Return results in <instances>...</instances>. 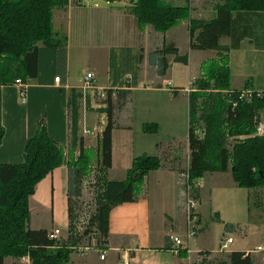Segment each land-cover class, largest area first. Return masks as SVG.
<instances>
[{"label":"crops","instance_id":"1","mask_svg":"<svg viewBox=\"0 0 264 264\" xmlns=\"http://www.w3.org/2000/svg\"><path fill=\"white\" fill-rule=\"evenodd\" d=\"M89 1L84 0L80 6L55 10L54 31L65 43L58 47L39 45L37 76L27 84L25 102L21 99L19 87L13 85L1 89L5 137L0 144V165L23 163L26 146L42 124L65 156L63 166L38 185L30 200L31 230L52 232L58 229L57 223L63 218L70 225L69 170L80 156L81 145L88 152L85 136L82 135L84 126L96 130L99 133L98 145L101 143L108 123L105 111L108 104L102 103L96 107L94 103L100 100L92 98L90 92H83V78L87 74L94 76L93 85L96 88L112 92L115 128L112 137L113 162L107 177L109 181H123L135 158L152 154L144 143H136L134 123L130 121L133 113H129L131 104L137 97L141 98L137 96L138 93L168 95L166 97L170 98V103L181 93L188 104L192 84L202 75V64L208 61L203 55L215 52L191 49L189 22H182L168 33L159 34L151 27L144 30L139 28L129 0L115 3L102 0V3L94 2V6L88 8ZM166 1L179 7L188 5L193 19L209 20L215 14L214 7L223 0ZM168 44L175 45L180 56H188V63H177L175 57H170V68L164 77H160L157 69L149 64V54ZM221 45L230 49L232 81L237 80L241 89L248 84L251 91L264 93V13H233L231 33L222 39ZM254 51L262 53L259 58L254 57ZM253 58L260 62L257 66L260 71L254 75L243 67L245 61ZM193 59L197 60L198 67L191 75ZM176 73L187 75L188 83L180 87L183 88L181 92L174 76ZM57 78H60L59 83L56 82ZM118 91L131 93L123 108L117 104ZM74 100L78 117L74 124L76 131L73 132ZM261 127L264 131V112L261 114ZM174 144L156 146V155L151 156L161 160V169L147 176L137 203L119 206L111 212L109 250L104 261L99 254L100 264H120L124 256L129 257L130 264H188L185 258L177 255L175 247L169 242L170 234L180 238L186 236L183 203L185 182L182 178L185 168L180 157L182 147ZM223 177L232 178L230 173H214L206 174L197 182L198 206L204 199L203 191L208 180L218 183L216 180ZM197 215L200 221L198 237L204 228L202 213L197 210ZM226 226L225 231L234 230L232 225ZM193 247L203 254L211 252L201 247L198 239ZM75 253H71L68 264H81L92 255ZM12 261L16 260L7 259L5 264Z\"/></svg>","mask_w":264,"mask_h":264},{"label":"trees","instance_id":"2","mask_svg":"<svg viewBox=\"0 0 264 264\" xmlns=\"http://www.w3.org/2000/svg\"><path fill=\"white\" fill-rule=\"evenodd\" d=\"M121 2L123 0H108ZM139 28L151 27L166 34L182 22H189L191 49L215 51V61L202 64V75L192 84L188 97V185L198 192L196 184L206 174L230 173L237 187L246 190L264 188V135L259 134L264 112V93L252 91L250 98L241 97L251 91L246 84L241 90L231 87L229 51L221 45L231 33L232 15L237 12L264 13V0H223L214 7L209 20L191 16L190 7L175 6L166 0H129ZM65 0H0V144L5 137L2 125L1 89L17 80L28 84L37 76L38 47H58L65 43L54 31V12L66 7ZM170 57L187 64L188 56H180L173 44L164 45L149 54V64L160 77L170 68ZM108 123L96 157L98 180L95 189V212L90 230L108 244L109 218L119 206L137 203L147 176L161 169L154 156L134 159L123 181H109L107 173L113 162V130L115 128L112 92L106 91ZM118 106L125 107L130 91H118ZM73 132L78 107L73 101ZM145 132H156V125H145ZM76 131V130H75ZM82 143V142H81ZM81 145V153L69 170V219H74L75 200L84 194L85 177L91 171L93 157ZM65 156L60 145L51 139L45 125L25 149L24 161L18 165H0V264L6 259L30 258L34 264H68L75 246L70 240L53 241L47 230H31L30 200L38 185L62 167ZM198 198V195H197ZM229 228V226H226ZM89 231H87L88 234ZM182 259L187 251L175 249ZM224 264H253L244 252H232Z\"/></svg>","mask_w":264,"mask_h":264},{"label":"rangeland","instance_id":"3","mask_svg":"<svg viewBox=\"0 0 264 264\" xmlns=\"http://www.w3.org/2000/svg\"><path fill=\"white\" fill-rule=\"evenodd\" d=\"M83 1L84 0H79L73 4L67 3L66 7L80 6ZM94 2L102 3V0H90L87 7H93ZM256 50L260 51L258 49ZM254 52L256 53V51ZM261 54L262 53H256L254 57L259 58ZM203 57L210 62L217 60L213 58L216 57L215 52L206 53ZM259 63V61L253 58L252 60L245 61L243 67L254 75L260 71V67H257ZM196 67H198L197 60L193 59L190 68L191 75L196 71ZM174 76L178 80L177 86L180 89L178 91L181 92L183 88L180 87L188 83L187 75L176 73ZM231 86L236 89H241V85L237 80L231 81ZM137 96L141 98L137 97V100L131 104L129 112H133L130 115V121L134 123L136 143L141 141L142 144L144 143L151 149L150 151H152V154L145 156L156 155L155 151L157 145L166 147L170 144H174V141H176L174 145L182 147L180 157L184 164L183 167L185 168V174H183L182 177L185 182L183 183V196H185L190 187L188 185L186 173L189 165L188 154L186 155L189 127L188 104L185 100V96L180 93L174 98L172 103H170V98L166 97L168 95L164 96L160 93H138ZM152 124L157 126L156 132H145L144 126H150ZM98 134L96 130H91L87 126H84L82 129V135L85 136L84 141L87 146V151L90 153L89 155L93 157V160L95 158L91 171L85 177L84 194L80 200H75V208L80 212L79 221H82V223H84L83 225L88 222V225L85 227L86 235L88 234L87 231L90 230V218L95 212L94 195L90 190V183L98 172L96 166V157L99 150ZM216 181L218 183H213L208 180L206 189L203 191L204 199L197 208L203 215L204 231L192 241L191 246L195 251L193 243L195 244L198 239L201 243V247L211 251L210 253H204L202 255L204 258L202 264H224L225 261H227V254L219 253V251L221 250L222 242L225 241L228 236H232L235 239L234 245L228 250L229 252H245L255 250L259 246L264 247V188L257 190L241 189L237 187L231 177H223L222 180ZM190 189H192V187ZM195 194L198 195L199 191ZM64 211L66 214L67 206ZM226 225H232L234 230L229 232L225 231L224 227ZM69 226L66 218H63L62 221L57 223L58 229H60L64 235H67ZM89 233H92V231H89ZM82 240L84 241L81 242V246H86L89 239L85 240L83 238ZM77 249L75 251H77ZM75 251L73 250L74 254H76ZM90 253H92L91 257L85 258V262H80L84 264H100L97 250H93ZM185 260L188 262V258ZM253 263L264 264L262 257L257 255L254 256ZM10 264L34 263L30 258L26 257L21 260L12 261Z\"/></svg>","mask_w":264,"mask_h":264},{"label":"built area","instance_id":"4","mask_svg":"<svg viewBox=\"0 0 264 264\" xmlns=\"http://www.w3.org/2000/svg\"><path fill=\"white\" fill-rule=\"evenodd\" d=\"M69 4H73L78 2L79 0H65ZM94 76L92 74H87L83 78V92L85 93H91L92 98L96 99L98 98L100 101L94 103L96 107L101 106L102 102L107 99V93L106 90L98 89L93 85ZM56 82H60V78L56 79ZM15 86L19 87L21 89V99L23 102H25L26 97V88L27 84L23 83L21 80H17L14 84ZM169 86H171V83H168ZM189 92V91H188ZM252 91H246L243 92L241 97L250 98L252 96ZM263 128L259 127V134L263 135ZM98 172L96 174V177H94L93 181L90 183V190L94 195L95 198V187L97 185L98 180ZM188 178V177H187ZM85 184V181H84ZM84 188V186H83ZM81 199V198H80ZM79 199V200H80ZM95 202V201H94ZM184 211H185V217H186V236L185 238H180L179 236L175 234L169 235V242L175 247V249L180 250H186L187 256H188V264H202L203 262V253L196 252L192 249V241L197 237L199 233V219L197 215V208H198V199L197 195L195 194L192 189L189 187V191L184 196ZM80 218V212L75 208L74 211V219L69 226L67 235H64L63 232L59 229L53 230L49 234V238L53 241H61V240H70L75 242V246L70 247V250L73 249L74 251L77 249V253H79L81 256H87L90 252L93 250H97V252L100 254V259L104 261L107 257V253L109 250V247L107 243H103L102 240H100L97 236H94L92 233L86 235V225H83L82 221H79ZM91 219V218H90ZM90 223V221H89ZM89 239L86 246H81V242L84 240L82 239ZM94 242V243H93ZM235 239L230 236L225 241L222 242L221 250L219 253L227 254L229 256L232 254V252H229L228 250L232 245H234ZM245 257H251L254 259L255 255L261 256L262 260L264 262V247H257L255 250L251 251H245L244 252ZM197 258V259H196ZM120 264H130V259L128 256L122 257ZM254 264V263H253Z\"/></svg>","mask_w":264,"mask_h":264}]
</instances>
